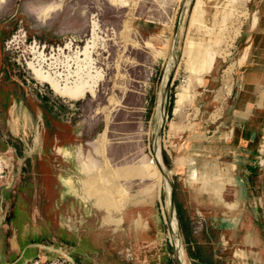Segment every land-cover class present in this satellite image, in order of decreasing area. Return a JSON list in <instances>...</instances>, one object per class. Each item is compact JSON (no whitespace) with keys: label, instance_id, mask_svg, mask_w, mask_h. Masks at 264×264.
Here are the masks:
<instances>
[{"label":"rangeland","instance_id":"obj_1","mask_svg":"<svg viewBox=\"0 0 264 264\" xmlns=\"http://www.w3.org/2000/svg\"><path fill=\"white\" fill-rule=\"evenodd\" d=\"M130 1L133 3L127 2L123 7L117 0H0V216L13 212L14 222L21 227L33 217L35 230L47 229L52 246L50 258L39 260L42 263L63 264L67 260L77 264L64 247L58 246L65 237L63 226L73 232L86 230L87 226L97 229L99 234L84 235L94 241L102 240V233L107 230L111 235V231L124 229V219L119 223L116 212H109L111 220L104 218L108 209L105 201L92 204L71 193L66 179L76 170L63 156L64 148H71L82 172L95 171L102 166L98 138L106 131L107 157L127 198L123 216L127 208L145 211L160 202L164 206L165 193L152 156L158 130L155 106L169 65L166 50L174 38L179 9L186 2L159 146L164 167L176 187V200L185 217H191V241H195L191 244L200 242L205 235L197 233L203 230L201 216H194L187 205L190 193L185 187L183 167L201 171H192L188 176L193 182L208 185L214 180L217 196L222 197L233 181L224 175L235 173L234 166L227 174L202 177L208 171L218 172L217 167L212 170L206 162L190 165L193 160L184 152L185 145H181L191 136L184 132L194 128L191 121L198 117L195 100L205 91L206 78L218 60L227 62L222 70V89L215 100L222 102L232 92L235 69L238 81L242 71L239 65L246 59L252 40L243 54L240 37L248 38L250 27H257L259 14H264V0ZM195 10V23L191 26ZM95 22L101 27L102 40L97 42L94 58L104 71L105 80L96 96L88 94L86 99L71 101L38 79L29 64L51 74L68 70L70 58L93 38ZM44 47L48 57L52 49L61 48L59 56L54 60L46 58L41 52ZM219 112L213 111L210 119H217ZM262 139L257 158L261 178L264 133ZM104 179L97 185H85L86 192L93 198L104 195ZM83 188L84 185L78 188L79 196ZM140 220L139 226L143 225ZM165 228L169 242L167 221ZM122 234L120 231L114 235ZM211 235L217 238L216 234ZM86 242L82 249L88 254L89 241ZM201 249L213 261L207 245ZM172 252V261L178 264Z\"/></svg>","mask_w":264,"mask_h":264},{"label":"crops","instance_id":"obj_2","mask_svg":"<svg viewBox=\"0 0 264 264\" xmlns=\"http://www.w3.org/2000/svg\"><path fill=\"white\" fill-rule=\"evenodd\" d=\"M262 7L264 8V5ZM195 13L196 10L192 12L190 18L191 26L195 23ZM259 17L261 18L258 19L259 23L255 30L250 27V36L240 37L244 43L243 54L248 41L252 40L246 59L239 65L242 71L238 81L237 67L235 69L236 77H233L232 92L226 95L222 102L215 100L218 90L222 89V70L227 62V59L218 60L206 78L205 91L195 100L198 101L196 106L199 107V114L191 121L194 128H187L184 132L191 133V136L187 137V144L185 142L181 145L182 148L185 145L184 152L193 160L190 165L206 162L212 170L214 166L218 169V172L208 171L204 175L201 174L202 177L210 174L214 178L222 172L227 174L233 166L236 168L235 173L224 175L233 181L226 186L221 197L214 191L213 187L216 185L214 180L211 179L208 185L193 182L188 176L192 171H196L197 174L201 171L189 166L183 167L187 180L185 187L187 193H190L187 205L194 216H201L203 230L199 229L197 233L201 231L199 235H205L203 240L195 244H191L195 241L190 239L188 248L192 255H198L199 252L204 254L201 247L207 245L213 259L211 261L207 258L209 262L204 263L199 258L191 257L188 258L189 264H264V176L261 178L257 169L259 165L257 158L261 153L260 146L264 133L262 111L264 14H259ZM257 35L260 37H256ZM239 44L241 45V42ZM168 49L167 47L166 54L169 52ZM181 108L182 105L175 114ZM217 109L220 111L219 116L213 121L210 115ZM107 145V134L104 131L97 142L102 155V166L95 171L84 172L76 164V156L71 148H64L63 156L76 170V173L66 180L71 193L78 199L92 204L96 201H105V209L106 206L108 209L103 214H107L108 217L104 215V218L107 221L111 220L113 217L109 212H116L119 223L124 219V229H118L113 233L111 231V235L107 234L110 230L101 232L102 240L94 241L85 238L84 235L96 234L97 229L87 226L86 230L73 232L67 226H63L65 237L58 246L64 247V252L71 254L77 264H174L173 248L165 236L166 210L161 202L159 206L152 205L145 211L127 208L123 216L124 202L127 198L107 157ZM195 151L198 153H193ZM102 169H109V173L115 175L117 183L111 184L110 178L104 176L102 177L106 178L102 183L106 187L104 195L100 194L93 198L89 194L90 200L84 197V192L79 196L78 188H82V183L99 184L102 178L97 181L95 177ZM159 176L162 188L163 178L160 172ZM79 180L83 182L79 184ZM115 186L118 187L117 191L113 190ZM2 214L4 215L0 216V264H29L34 260L46 261L50 258L52 244L47 229L45 232L35 230L33 217L21 227L14 222L13 212ZM138 220L141 221L140 224H145V227L139 226ZM189 220L191 221V217ZM120 231L124 233L123 236L114 235ZM212 233L217 235L216 239L211 237ZM86 241H89L88 254L82 249Z\"/></svg>","mask_w":264,"mask_h":264},{"label":"bare ground","instance_id":"obj_3","mask_svg":"<svg viewBox=\"0 0 264 264\" xmlns=\"http://www.w3.org/2000/svg\"><path fill=\"white\" fill-rule=\"evenodd\" d=\"M127 2L130 3L131 1L130 0H117V3L122 5L123 7L127 6ZM185 12L186 10L183 13L185 14ZM92 33H93V38L87 42L83 50L78 52L75 57L70 58L71 60L66 66L68 70L63 71V72L57 71L56 73L51 74V73L45 72L42 68H38L33 63H31L29 64V66L33 70V73L42 82L48 84L57 95L64 97L66 99H69L71 101H79V100L86 99L88 94L96 96L97 89L99 88L100 84L105 80L104 71H102L98 67L97 62L95 61V58H94V54L96 53L97 48H99L97 42L102 40V38L99 37L101 33V27L96 22L93 23L92 25ZM171 50H172V44L170 46V49H168L169 51L168 55H169L170 61L173 60L172 57L170 56ZM71 64L75 66V69L72 68ZM170 68L171 66L169 64L167 67L166 73L164 75L163 83H165L167 79ZM155 112H156V121L159 124V122L163 118V99L161 95L156 101ZM152 156H153L155 166L158 169V171L161 173V176L163 178L162 190L166 194V203H168L169 187H168L166 180L163 177V171L165 172V168L163 165L162 167L160 165V157H159L158 149L154 150ZM104 176H108L110 178L111 184L117 183L115 175L113 173L110 174L109 169L100 170L95 178L97 181H99ZM194 179H195V176H194ZM82 185H84V188L82 189V192H84L83 193L84 197L87 200H90L89 191L86 192L85 185L87 184L82 183ZM117 189L118 187L115 186V189L113 190L117 191ZM172 225L174 226V221Z\"/></svg>","mask_w":264,"mask_h":264},{"label":"water","instance_id":"obj_4","mask_svg":"<svg viewBox=\"0 0 264 264\" xmlns=\"http://www.w3.org/2000/svg\"><path fill=\"white\" fill-rule=\"evenodd\" d=\"M187 5H188V2L184 3V5L179 9V12H178L177 21L174 27V38L172 40V50L170 51V56L172 57L173 60L170 61L169 59V64L171 68H170V71L168 73L165 83H163L164 81L162 82V91L160 93L163 99V118L158 124V130L155 134L154 146H153L152 151L154 152L155 149H158L161 167L162 165L164 166V164H163L162 157H161L159 139L161 136L162 127L164 123V115H165V107H166L168 91H169L171 82L173 80V65L175 64V60H176L175 53H176V48H177L180 22L182 21L184 15L186 14V12L185 14L183 12L186 10ZM163 177L166 180L168 187H169L168 203H166V194L164 196L163 202H164V207L166 210V221H167L171 246L173 247V251L175 253L177 263L178 264H189L182 231H181L179 221H178L177 209H176V204H175V199H174L175 186H174L173 180L170 179L169 173L166 171V169H165V172L163 171ZM173 221H174V226L172 225Z\"/></svg>","mask_w":264,"mask_h":264},{"label":"trees","instance_id":"obj_5","mask_svg":"<svg viewBox=\"0 0 264 264\" xmlns=\"http://www.w3.org/2000/svg\"><path fill=\"white\" fill-rule=\"evenodd\" d=\"M163 160H164V163L167 165L168 162H167L165 155L163 156ZM174 199H175V204H176V209H177L178 221H179V225H180L182 235H183V239H184V243H185L187 257L188 258L196 257V258H199L200 261H202L204 263H208L209 261H208L205 254H201L199 252V253H197L198 255H192L190 253V250L188 248V245H189V242L191 239L190 220H189V218L185 217V214L182 210V207L179 205V203L176 200V193L175 192H174Z\"/></svg>","mask_w":264,"mask_h":264},{"label":"built area","instance_id":"obj_6","mask_svg":"<svg viewBox=\"0 0 264 264\" xmlns=\"http://www.w3.org/2000/svg\"><path fill=\"white\" fill-rule=\"evenodd\" d=\"M39 49V48H38ZM59 49H61V48H58V49H56V50H54V49H52L51 50V53L49 52V57L45 54V52H46V47H44L42 50H41V52H43L45 55H46V58L48 57V58H53V60H54V57H58L59 56ZM64 51H62L61 52V54L63 53ZM60 54V55H61ZM56 55V56H55ZM165 224H166V222H165ZM169 243L171 244V242H170V238H169ZM32 264H58V263H55V262H53V263H42V262H40L39 260H35V261H33L32 262ZM63 264H69V262L67 261V260H65V262L63 263Z\"/></svg>","mask_w":264,"mask_h":264}]
</instances>
